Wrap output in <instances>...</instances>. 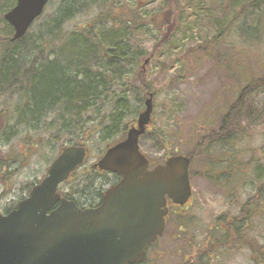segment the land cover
Here are the masks:
<instances>
[{
	"label": "trees",
	"instance_id": "trees-1",
	"mask_svg": "<svg viewBox=\"0 0 264 264\" xmlns=\"http://www.w3.org/2000/svg\"><path fill=\"white\" fill-rule=\"evenodd\" d=\"M238 1L241 10L234 11V16L227 21L216 39L225 36L239 20H243L246 26L247 15L255 13L257 29L244 42L252 46L259 44L264 38V20H261L264 13L258 10L264 7V0ZM15 5L16 0H0V93L11 91V95L14 93L12 96H18L23 101L17 110V123L14 126L19 125L29 131H37L41 125L52 129L54 141L59 147H55L58 151L50 160L51 163L66 147L64 139H69L70 145H86L96 133L103 143H107L99 159L109 146L125 139L129 128L137 124L147 97L152 93L155 96L158 94L155 85L149 81L144 59L153 60L167 42V32L181 19L180 0H164L162 9L144 20L136 12L138 3L132 20L121 16L125 10L120 9V0H62L53 15L47 17L44 12L23 38L12 41L14 30L4 17ZM96 11L98 13L91 21L83 26L77 24L72 27L78 17ZM149 25H153L162 35L151 53L137 48L131 40L134 31ZM245 26L238 27L240 37L247 35L244 29L249 31V27ZM263 88L264 79H260L242 89L236 102L222 118L220 127L201 137L194 148L185 154L193 165V162L213 149L222 150L221 158H215L210 164L211 169H216L219 175L213 176L214 171L209 173L213 179L219 180V185H227L229 193L236 195V201L230 206L240 210L234 217L220 215L206 239L208 244L197 247L196 252L204 250L209 256L219 254L222 247L218 251L217 245L222 241L217 239L225 240L223 244L230 239L232 247L237 242L243 248L247 246L253 261L264 264V237L262 239L256 229L264 207V174L262 176L261 173L264 171L258 166L249 180L253 194L242 200L237 194L246 178L244 171L249 164L259 165V158L248 161L246 165L239 164V161H233L237 153L228 150L230 145L236 149L238 144H243L241 139L245 130L242 118L247 102ZM55 114L56 118L52 120L51 115ZM10 119L12 114L8 108L0 110L2 172L6 170L7 163L1 144L4 135L8 130L11 131ZM154 120L153 116L152 123ZM259 152L262 154L261 148ZM151 163L157 164L154 160ZM118 181L117 175L100 171L87 161L59 188V192L81 208L97 207L105 188ZM67 186L70 188L67 189ZM91 186H94V192L87 195L86 189ZM33 187L29 188V193ZM227 213L233 212L229 209ZM238 219L240 229L238 240H235L234 230ZM226 228L231 233L225 232ZM210 238L216 242L214 246L209 242ZM210 259L207 264H213L216 260Z\"/></svg>",
	"mask_w": 264,
	"mask_h": 264
},
{
	"label": "rangeland",
	"instance_id": "rangeland-1",
	"mask_svg": "<svg viewBox=\"0 0 264 264\" xmlns=\"http://www.w3.org/2000/svg\"><path fill=\"white\" fill-rule=\"evenodd\" d=\"M51 1L46 7L47 17L54 14L62 0ZM120 1V9L125 10L121 16L132 20L136 12L144 20L158 13L164 6V0ZM237 1L180 0L181 19L167 32V42L153 60L144 59L148 60L145 69L149 81L158 90V94L154 95L155 120L151 124L154 128L150 126L139 142L141 151L151 160L161 163L166 156L185 155L190 152L201 137L220 127L222 118L236 102L242 89L255 80L264 79V38L254 46L244 42L249 40L257 29L255 13L247 15L246 26L243 20H239L225 36L216 39L227 21L234 16V11L241 10L242 7L238 6ZM258 11L263 14L264 7ZM97 13L91 12L78 17L72 27L77 24L85 25ZM261 20H264V14ZM241 25L249 27L248 32L244 29L246 36L238 35V27ZM161 38L160 32L153 25H149L134 31L131 40L137 48L151 53ZM12 95L11 91L0 93V110L8 108L12 114L9 125L11 131L8 130L4 135L1 144L7 163L4 172L8 177L6 183L0 184L1 212L13 208L29 196V188L46 175L50 160L58 151L55 147H59L54 141V131L49 127L44 128V125H41L37 131H29L19 125L14 126V123H17V110L21 108L23 101ZM54 118L56 114L51 115V119ZM242 124L245 130L241 139L243 144H238L236 149L233 145L228 147L229 151L237 153V158L233 161L237 160L239 164L246 165L248 161L259 158L260 163L249 164L248 169L244 171L246 178L238 194L242 200H246L253 194L249 180L258 166L264 171V88L247 102ZM94 135L95 137L85 145L90 153L89 165L96 162L107 144L99 139L98 134ZM68 140H63L65 146H73ZM260 148L262 154L259 152ZM221 155L222 150L216 148L197 162H193L191 203L186 211L177 215L179 219L176 216L172 218L159 244L150 250L148 264L184 263L186 256L192 254L199 242L205 239L206 229L212 228L214 221L221 214L229 209L233 213L238 211L234 207L230 208L231 203L236 201V195L229 193L227 185H219V180L213 179L209 173L214 171L213 176L219 175L216 169H211L210 164L215 158H221ZM261 173L263 176L264 172ZM69 188L67 186V189ZM92 189L94 186L86 189L87 195L94 192ZM261 210L262 216L256 229L263 239L264 207ZM188 216L194 222V227L189 232L185 231ZM180 226L184 230H180ZM158 253L164 255L161 262H157ZM218 264L263 263L253 261L246 246L236 254L231 251L222 261H218Z\"/></svg>",
	"mask_w": 264,
	"mask_h": 264
},
{
	"label": "water",
	"instance_id": "water-1",
	"mask_svg": "<svg viewBox=\"0 0 264 264\" xmlns=\"http://www.w3.org/2000/svg\"><path fill=\"white\" fill-rule=\"evenodd\" d=\"M49 2L16 0L4 17L12 41L27 34ZM153 113L152 93L126 138L95 164L120 177L98 207L80 208L58 192L88 158L84 145L65 147L29 197L11 213L0 212V264H143L165 233L170 204L183 208L192 197L189 157L171 155L152 168L140 149Z\"/></svg>",
	"mask_w": 264,
	"mask_h": 264
},
{
	"label": "flooded vegetation",
	"instance_id": "flooded-vegetation-1",
	"mask_svg": "<svg viewBox=\"0 0 264 264\" xmlns=\"http://www.w3.org/2000/svg\"><path fill=\"white\" fill-rule=\"evenodd\" d=\"M0 177H1V179H0V184L1 183H6V178H8L7 177V174L5 173V172H2V171H0ZM120 179V178H119ZM120 181V180H119ZM118 181V182H119ZM118 182H116V183H118ZM116 183H114V184H116ZM114 184H112V185H114ZM238 196H239V194H237ZM104 196V195H103ZM18 204H19V202H18ZM18 204L17 205H15L13 208H11V209H5L4 210V212H1L3 215H7V214H9V213H11L12 211H14L16 208H17V206H18ZM170 207V210H171V212H170V214H169V216L167 217V227H168V225H169V223H170V221L172 220V218L174 217V216H176L178 219H179V217L177 216V215H180V214H182L189 206H187L184 210H181V209H177V210H175L174 209V207L173 206H169ZM230 208H231V206H230ZM172 211H173V213H172ZM177 211H180V212H177ZM228 212V210L227 211H225L223 214H221L222 216H226V217H234V216H236V215H238V213H240V210L238 209V211L237 212H235V213H227ZM188 215H189V213H187ZM191 217V216H190ZM188 228H187V230H188V232L190 231V229H192L193 227H194V222H192V220H190V218H189V216H188ZM237 225H235V230H234V237H235V240H238V234H239V229H240V226L238 225L239 223H240V220L238 219L237 220ZM181 228H180V230H182V226H180ZM211 229V228H210ZM210 229H206V236L204 237L205 239H203V241L200 243L199 242V244H198V246H196L194 249V251H193V253L192 254H190V255H187L186 256V258H185V262L184 263H182V264H207V260H211L210 258H215L216 260H214L213 261V264H218V261H222L225 257H226V255L227 254H229L231 251H234V253L236 254V252H238V251H240V249L241 248H243V247H241L240 246V243H236L235 244V246L234 247H232L231 245H232V240H230V239H228V240H226V242L223 244V241H225V240H223V239H217L218 241H222L221 243H219L217 246V249H218V251L221 249V247H222V250H221V253H219V254H215V253H213L212 254V256H209V254L208 253H206L204 250H202V251H199V252H196V248L197 247H204L205 245H207L208 243H207V238L209 237V234H211V232H210ZM221 229V228H220ZM225 232H227V233H231V231H230V229L229 228H226V231ZM166 233V232H165ZM165 235V234H164ZM229 235V234H228ZM162 238V237H161ZM161 238H159L158 240H157V242H155V244H153L152 246H150L149 247V249H148V251H147V260H146V262H144L143 264H148L149 263V252H150V250L153 248V247H155L157 244H159V242H160V239ZM228 238H230V236H228ZM209 242H211V245L212 246H214L215 245V241H214V239H211L210 238V240H209ZM225 249V251L223 252V250ZM158 259H157V262H161L162 260H163V256L164 255H161V253H158Z\"/></svg>",
	"mask_w": 264,
	"mask_h": 264
}]
</instances>
